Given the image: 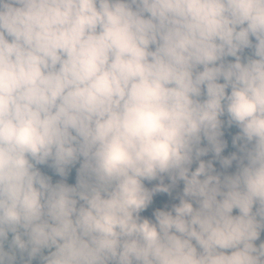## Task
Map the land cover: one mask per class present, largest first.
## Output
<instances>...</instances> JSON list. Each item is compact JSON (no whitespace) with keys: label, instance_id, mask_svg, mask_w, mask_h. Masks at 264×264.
I'll return each mask as SVG.
<instances>
[{"label":"clouds","instance_id":"9594fccd","mask_svg":"<svg viewBox=\"0 0 264 264\" xmlns=\"http://www.w3.org/2000/svg\"><path fill=\"white\" fill-rule=\"evenodd\" d=\"M0 264H264V0H0Z\"/></svg>","mask_w":264,"mask_h":264},{"label":"rangeland","instance_id":"374dc122","mask_svg":"<svg viewBox=\"0 0 264 264\" xmlns=\"http://www.w3.org/2000/svg\"><path fill=\"white\" fill-rule=\"evenodd\" d=\"M73 177H74V172L69 176V182H72V180H73Z\"/></svg>","mask_w":264,"mask_h":264}]
</instances>
